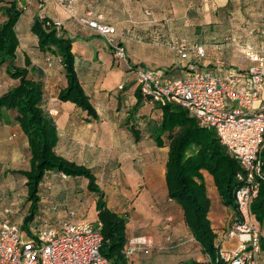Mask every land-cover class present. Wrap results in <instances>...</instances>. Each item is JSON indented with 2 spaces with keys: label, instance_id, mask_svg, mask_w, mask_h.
Returning a JSON list of instances; mask_svg holds the SVG:
<instances>
[{
  "label": "crops",
  "instance_id": "0c3cea01",
  "mask_svg": "<svg viewBox=\"0 0 264 264\" xmlns=\"http://www.w3.org/2000/svg\"><path fill=\"white\" fill-rule=\"evenodd\" d=\"M7 1L10 0H0V23L4 20L2 7ZM17 5L23 9L21 16L25 11L31 15L25 24H20L19 20L16 24L19 44L14 64L24 66L28 59L29 73L42 77L46 106L56 110V114L52 115L57 130L55 151L67 160L90 168L95 174L107 207L125 218L127 238L146 236L152 241L148 254L137 250L130 255L128 264H183L191 259L204 260L199 244L184 223L180 206L167 195V148L156 146L146 131L150 119H160V110L155 103L144 101L141 108L132 112L137 88L134 72L127 69L125 62L113 57L103 36L79 24L53 0H23V3L22 0H17ZM144 8L141 0H76L75 3L79 15H84L91 9L93 17L100 16L102 22L116 28V38L125 48L130 63L162 69L167 74L174 70L173 75L180 76L185 72L187 61L179 60L176 55V59L170 57L164 62L161 43L143 40L141 37V34L156 33L153 27L156 24L155 13ZM35 16L60 21L61 32L71 38L75 71L96 111L95 118L73 103L57 99L59 90L66 84L64 69L58 56L39 50L37 38L30 31ZM232 44L217 45L218 58L213 59L207 57L209 48L202 44L205 57L198 62V66L214 75L234 71L244 76L249 63L235 62L230 52L225 50ZM245 46L251 47L248 44ZM146 62L155 66L149 67ZM177 62L182 63V68H177ZM16 82L7 76L4 68L0 70V94ZM262 99L264 95L261 96ZM132 127L139 130L137 140ZM4 145L8 147L11 156L20 151L28 160L27 140L17 125H0V148ZM202 174L204 180H210L213 184L212 177L207 172L202 171ZM129 176H132V181H129ZM76 178H62L60 173L52 171L45 174L39 185V200L43 207L37 208L29 227H33L32 221L37 215L56 220L53 225L65 218H86L83 215L76 216V210L85 199L70 196L75 190H82L81 180L77 178L73 182L72 179ZM94 195L89 193L87 197L93 199L95 207ZM211 203L209 220L216 233V240L220 246L231 248L236 243L235 239L224 238L222 234L236 213L233 209L227 213L230 207L223 205L222 198L216 204L213 201ZM26 204V210L15 224L19 228L27 214V200ZM46 211L51 213L52 218L47 216ZM4 222L6 221L0 218V224ZM34 231V228L29 230L30 233ZM257 263L264 264V251L260 252Z\"/></svg>",
  "mask_w": 264,
  "mask_h": 264
},
{
  "label": "trees",
  "instance_id": "16d2710c",
  "mask_svg": "<svg viewBox=\"0 0 264 264\" xmlns=\"http://www.w3.org/2000/svg\"><path fill=\"white\" fill-rule=\"evenodd\" d=\"M141 1L150 13L156 12L155 0ZM161 10L166 12V6ZM2 11L4 20L0 23V70L4 68L7 76L17 82L0 94V125L11 123L17 125L27 140L29 153L28 167L15 170L24 177L26 200L29 202L27 214L23 217L20 228L31 226V219L38 208L39 185L47 172L63 173L66 176L83 175L88 179L89 189L98 196L95 209L96 221L101 223V254L111 264H128L129 258L124 255V248L129 240L126 236L125 218L107 207L103 192L96 187V178L90 168L57 154L55 151L57 130L53 116L48 112L51 106H46L43 97L42 77H35L29 73L28 59L25 60L24 66L14 64L19 44L16 24L23 9L18 7L17 0H10L2 7ZM153 27L157 34H141V37L143 40L161 43V29L165 26L156 21ZM30 31L37 38L40 51L60 58L66 84L59 90L57 99L61 102H71L87 115L95 118L96 111L75 71L71 38L64 36L61 28H56L54 25V20L46 17L35 16ZM168 38L170 39L167 43L174 42L173 38L169 36ZM188 43L176 41L171 48ZM173 72L174 70H171L169 74ZM134 95L136 100L131 107L132 112L141 108L144 101L155 103L160 110V119H150L146 131L156 146L167 148L165 162L167 195L180 206L184 223L199 244L201 252L214 259L219 243L209 220L211 199L202 171L212 177L213 185L223 202L236 213L234 191L241 185L236 179L240 166L219 142L215 131L199 125L184 108L172 102H161L144 95L138 85ZM131 130L137 140L139 130L134 127ZM260 158L263 178L258 179L259 189L250 204V214L259 227L260 249L264 251V149L260 153ZM260 227H263V232ZM183 264L210 263L205 259L200 261L191 259Z\"/></svg>",
  "mask_w": 264,
  "mask_h": 264
},
{
  "label": "built area",
  "instance_id": "2783aa9c",
  "mask_svg": "<svg viewBox=\"0 0 264 264\" xmlns=\"http://www.w3.org/2000/svg\"><path fill=\"white\" fill-rule=\"evenodd\" d=\"M53 1L79 24L104 37L113 57L134 72L144 95L181 106L199 125L215 131L240 166L236 179L241 185L234 191L236 215L222 234L236 243L231 248L219 244L214 259L209 255L204 258L210 264H258L260 230L250 214V204L258 193V179L263 178L260 153L264 149V43L257 49H240L239 61L249 63L244 76L234 71L214 75L201 69L198 62L205 57L202 44L173 46L179 60L187 61L185 72L175 76L130 63L113 25L102 22L100 16L93 17L90 10L79 15L75 0ZM54 25L60 28L61 22L54 20ZM176 66L182 68L181 62ZM48 112L53 115L56 110L51 107ZM32 222L35 231L31 234L15 224H0V264H111L100 251V222L65 218L53 225L42 215L35 216ZM151 247L152 241L146 236L131 238L124 255L128 259L137 250L148 254Z\"/></svg>",
  "mask_w": 264,
  "mask_h": 264
},
{
  "label": "rangeland",
  "instance_id": "374dc122",
  "mask_svg": "<svg viewBox=\"0 0 264 264\" xmlns=\"http://www.w3.org/2000/svg\"><path fill=\"white\" fill-rule=\"evenodd\" d=\"M148 1L150 2V0ZM155 2L157 10L154 12V18L158 23L165 26L164 29H161L162 42L160 46L163 49L161 54L164 62L170 57L176 59V54L173 50V52L170 50L172 44L176 41L204 44L209 48V51H207L209 59L218 58L217 45L232 42L230 48L225 50L230 52L229 54L237 63H240L239 51L246 44L257 49L264 43V0H170L168 2L166 0H155ZM164 6H166V12L161 10ZM30 15L28 11H25L23 16L20 17L19 23L25 24ZM168 36L173 38V43H167L170 39ZM146 64L149 67L155 66L150 62H146ZM257 103H255V106H257ZM156 115L159 116V113ZM27 161V156L22 152L18 151L11 156L8 147L6 145L1 146L0 218L12 224H17L19 217L27 207L24 177L13 170L27 168ZM72 177H77L83 185L82 190H75L70 196L85 199L81 207L76 210V216L81 217L83 215L95 224L96 210L93 206V199L90 200V196L87 197L89 193L95 194V192L89 189L88 179L83 175L76 174ZM77 178L72 179L73 182L78 180ZM128 179L132 181L133 178L129 176ZM205 182L209 197L216 204L221 196L216 192V188L210 180H205ZM73 184L75 186V183ZM96 187L102 190L97 182ZM94 196L97 199L98 196L96 194ZM223 205L226 204L223 203ZM38 207H43L40 200L38 201ZM7 209L8 211H6ZM230 209L232 210L230 207L227 213L230 212ZM46 212L47 216L52 218L51 213ZM222 215L225 217L224 212H222ZM49 221L53 224L56 220ZM32 229L33 227L21 228L27 234H31L29 230L32 231ZM260 229L263 232V227H260Z\"/></svg>",
  "mask_w": 264,
  "mask_h": 264
}]
</instances>
